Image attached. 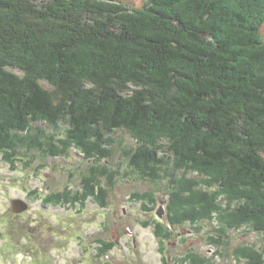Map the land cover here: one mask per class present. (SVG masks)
Wrapping results in <instances>:
<instances>
[{
	"label": "trees",
	"instance_id": "16d2710c",
	"mask_svg": "<svg viewBox=\"0 0 264 264\" xmlns=\"http://www.w3.org/2000/svg\"><path fill=\"white\" fill-rule=\"evenodd\" d=\"M263 23L264 0H148L134 10L119 0H0L3 162L14 166L26 145L56 156L71 144L105 160L110 138L124 131L135 141L127 156L137 173L158 180L172 159L211 189L168 178V223L154 228L160 246L172 228L204 221L215 222L209 240L219 248L245 224L262 234ZM40 123L65 125L66 139L56 146L52 135L35 136ZM94 165L80 201L105 205L100 177L112 183L115 175ZM75 200L67 192L43 198ZM112 245L101 242L98 255ZM245 248L235 249L238 259L264 264L260 250Z\"/></svg>",
	"mask_w": 264,
	"mask_h": 264
},
{
	"label": "rangeland",
	"instance_id": "374dc122",
	"mask_svg": "<svg viewBox=\"0 0 264 264\" xmlns=\"http://www.w3.org/2000/svg\"><path fill=\"white\" fill-rule=\"evenodd\" d=\"M119 1L134 10L141 9L148 0ZM261 33L264 38V23ZM31 127L35 136L54 137L56 146L57 141L66 139L65 125L40 123ZM110 140V157L101 161L88 159L72 144L66 154L56 156L44 155L42 150H25L29 147L26 145L14 166L3 162L0 154V264H163V256L168 264H246L247 260H239L234 251L250 246L260 250L264 260V232L256 233L246 224L218 240L222 242L220 248L209 240L216 236L214 221L201 222L198 228L189 223L172 228L170 241L160 246L154 228L155 223H168V178L178 177L198 186L206 178L181 173L170 159L164 171L169 175L164 173L158 180H151L130 165L127 153L135 141L128 133L118 131ZM96 162L115 175L112 183L100 177V186L108 192L105 205L93 196L84 203L80 201L83 180L90 176ZM198 189L208 190L205 186ZM56 192L70 193L77 200L73 204L43 201ZM136 194L144 198L135 199ZM224 198L220 196L219 203H226ZM15 199L27 201L28 211L13 214L10 202ZM101 242L113 244L104 256L98 255ZM187 254L198 259L187 258Z\"/></svg>",
	"mask_w": 264,
	"mask_h": 264
},
{
	"label": "water",
	"instance_id": "95a60500",
	"mask_svg": "<svg viewBox=\"0 0 264 264\" xmlns=\"http://www.w3.org/2000/svg\"><path fill=\"white\" fill-rule=\"evenodd\" d=\"M11 212L15 215L22 214L29 209V204L25 200L15 199L10 202ZM161 218V213L157 214Z\"/></svg>",
	"mask_w": 264,
	"mask_h": 264
},
{
	"label": "bare ground",
	"instance_id": "6f19581e",
	"mask_svg": "<svg viewBox=\"0 0 264 264\" xmlns=\"http://www.w3.org/2000/svg\"><path fill=\"white\" fill-rule=\"evenodd\" d=\"M23 214V213H22Z\"/></svg>",
	"mask_w": 264,
	"mask_h": 264
}]
</instances>
